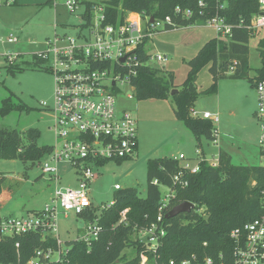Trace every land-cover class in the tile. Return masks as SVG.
Listing matches in <instances>:
<instances>
[{"label": "trees", "instance_id": "obj_1", "mask_svg": "<svg viewBox=\"0 0 264 264\" xmlns=\"http://www.w3.org/2000/svg\"><path fill=\"white\" fill-rule=\"evenodd\" d=\"M202 1L203 7L198 3ZM47 2H51L48 0ZM106 22L116 23L117 17L124 11L139 12L143 17L155 19L172 17L176 27L189 26L196 22L205 23L208 17L218 14L231 26L228 39L214 37L206 41L197 53L187 60V74L180 85L174 84L171 70L161 71L149 65L138 68L130 79L137 99L170 100L175 118L189 129L196 139L205 137L215 139L214 122L193 114L195 102L201 94L213 95L217 91L219 79H249V39L253 29L251 21L258 11V0H224L219 7V0H103ZM83 3L89 7L92 2ZM176 6L193 11L190 18L175 15ZM89 9V8H87ZM201 11V13H199ZM149 39L145 38L140 48V56L147 60ZM261 66L256 70V79L264 78V36L258 41ZM18 58V56L16 55ZM15 57V58H16ZM35 61L37 53L32 54ZM35 63V62H34ZM208 66L211 84L199 90L197 79L199 71ZM8 72L22 71L23 68L12 62L6 67ZM230 72L227 74V72ZM173 89L177 91L171 94ZM31 110L22 100L13 101L10 96L1 101L0 116L11 112H29ZM40 131L29 128L25 131L11 127H0V159H21L40 162L52 150V145H39ZM129 158V157H126ZM125 158L117 159L123 160ZM106 160L99 161L102 165ZM179 175L178 181L173 177ZM147 186L144 196L135 188L117 189L113 203L94 214L97 208L86 212V220L96 221L101 227L99 238L88 248L86 244L74 240L67 241L70 250L61 262L47 264H140L141 253H147L152 263L164 264L170 259H189L193 255L217 257L220 252L228 255L233 243L229 238L232 229L254 219L261 211L260 197L264 190V165H234L230 155L220 150L217 165L212 167L202 159L198 162V171L191 172L180 161L170 156L149 158L146 163ZM157 181L154 184L153 181ZM5 176L0 173V192ZM182 183H186L183 185ZM159 185L174 191L166 201L162 220L165 235L155 253L147 252L139 242L137 232L156 221L162 194ZM188 201L194 204L189 212L168 218L166 214L175 205ZM201 207L204 208L200 212ZM95 217V218H94ZM20 242L19 257L28 259L33 249L41 244L40 235L31 233L17 236L2 246L7 247V255L14 258L16 253L13 241ZM206 245H205V244ZM45 246L55 247V241L49 239ZM129 250L128 252H126ZM5 255V254H3ZM7 261V258H4Z\"/></svg>", "mask_w": 264, "mask_h": 264}, {"label": "built area", "instance_id": "obj_2", "mask_svg": "<svg viewBox=\"0 0 264 264\" xmlns=\"http://www.w3.org/2000/svg\"><path fill=\"white\" fill-rule=\"evenodd\" d=\"M219 1L222 8L224 0ZM91 2L87 7L82 0H65L64 4L70 12L81 9L79 16L82 23L76 36L54 33L47 40V49L36 52L39 59L35 61L36 66L48 71L54 83L51 106L45 101L40 104L52 115L56 140L41 168L43 173L50 175L55 188L50 200L34 213L0 218V264L63 261L70 246L59 238L58 221L60 214L67 217L71 212L85 223L72 240L82 242L89 248L98 240L101 227L95 220H86L84 214L93 208H97L94 214H98L113 203L112 200L101 206L93 204L90 184L97 177L93 167L101 160L130 158L136 152V120L129 111L116 107L117 90L123 84L133 87L131 77L139 67L148 65L149 60H167V56L159 52L154 55L149 53L148 59L143 60L140 48L145 38L150 40L155 33L173 25L172 17L167 15L155 19L143 17L139 12L124 11L117 17L116 23H108L104 13L105 4ZM198 6L203 7L204 3L199 1ZM174 13L184 18L193 15L191 9L180 6L175 7ZM150 18L153 20L150 21ZM204 24L214 28L219 39L230 36L231 26L218 14L208 17ZM251 28L253 33L264 29V0H258V11L253 15ZM15 41L12 34L7 37V42ZM8 57L12 63L16 55ZM252 83L256 95L254 118L259 128V152L264 157V78L256 79L254 76ZM127 96L132 97L131 94ZM193 114L218 122V115L208 111H193ZM197 154H200L199 150ZM176 159H184V155L179 154ZM60 162L70 165L75 174V185H58L61 177L56 164ZM198 162L192 168L188 164L182 166L194 173L198 171ZM208 163L215 167L217 160ZM178 179L179 175L173 177L175 182ZM153 183L157 184V181ZM114 189L121 187L115 184ZM173 194L174 191L169 189L167 199L161 202L156 221L137 232L138 240L147 252L155 253L165 235L163 210ZM260 203L262 211L254 219L230 231L229 238L233 243L230 254L220 252L217 257L206 256L201 260L193 255L189 259H170L164 264H264V190ZM34 232L40 235L41 244L33 249L28 259L22 261L19 257L20 242L16 240L12 243L16 256L4 257L8 252L3 243ZM49 239L55 241V247L45 246ZM3 257L8 260L4 261ZM139 257L140 264H156L150 262L147 253H141Z\"/></svg>", "mask_w": 264, "mask_h": 264}, {"label": "rangeland", "instance_id": "obj_3", "mask_svg": "<svg viewBox=\"0 0 264 264\" xmlns=\"http://www.w3.org/2000/svg\"><path fill=\"white\" fill-rule=\"evenodd\" d=\"M47 1L0 0V104L11 94L13 101L20 99L31 108L29 112H11L4 117L0 116V127H11L21 131L37 128L40 131L37 142L39 145H53L56 141L52 129V115L40 104L45 101L51 106L54 83L48 71L36 66L32 54L47 49V40L52 38L54 33L64 34L66 37L76 36L82 23L79 16L81 9L70 12L64 4L65 0ZM88 1L101 3L103 0ZM196 24L194 28L197 27L199 36L200 33L211 37L215 35L212 27L202 22ZM158 33L149 40L148 51L150 55L163 51L169 58L164 62L149 60L148 65L161 71L172 68L177 73V79L186 77L188 70L186 63L189 58L184 56L175 40H169L161 32ZM10 34L16 39L13 43L7 42ZM263 36L264 29L256 30L249 39L250 78L256 75V70L261 66L257 44ZM168 47L173 50H169ZM14 55L18 56L14 59L15 63L23 70L10 73L6 68L10 63L8 56ZM229 73L228 71L227 74ZM211 81L208 66H204L198 73L197 85L200 89H205ZM252 86L249 79L225 77L219 79L215 94H201L195 102V107L199 111L212 110V106H218L216 111L220 116V123L218 125L214 122L216 134L221 141L219 144L230 149L228 151L232 154L234 165L264 164V157L257 152L258 126L250 112L256 105ZM128 94L132 97L128 98ZM116 98V107L132 113L136 124L138 121L139 129L146 131V136L141 149L132 157L119 161L108 159L102 165L93 167L97 177L90 184V189L95 206L109 204L114 199L115 184L121 188H135L141 197L144 196L147 186L146 163L149 158L182 153L187 158L179 160L180 164H188L192 168L197 164L196 148L204 149L207 157H211V152L216 153L217 144L213 140L200 137V145H197L196 137L182 122L181 126L193 136V140L178 138V131L171 122L176 119L170 100L137 99L134 88L128 84L118 88ZM234 109L235 119L233 115H229ZM223 121L226 124L222 125ZM44 159L40 162L0 159V173L5 176L0 192V218L34 213L50 200L55 183L49 174L42 172ZM49 163L55 165L51 161ZM56 165L61 177L58 185H75V174L70 165L64 162ZM159 189L162 200H166L169 189L164 185H159ZM203 210L201 207L200 212ZM84 224L72 212L67 217L60 214L58 221L60 240L65 242L74 239Z\"/></svg>", "mask_w": 264, "mask_h": 264}, {"label": "crops", "instance_id": "obj_4", "mask_svg": "<svg viewBox=\"0 0 264 264\" xmlns=\"http://www.w3.org/2000/svg\"><path fill=\"white\" fill-rule=\"evenodd\" d=\"M196 25L197 24L194 23V24L189 25V26L176 27V28H173V29H170V30L161 31V33L164 34L165 36H167L169 40H175V42L178 43V46H180L181 50L185 54L184 56H187V58L190 59L192 56H194L197 53V51L200 49V47H202V45L206 41H208L209 39L214 38V37L217 36L216 31H215L214 28L213 29H214L215 35H212V37L211 36H208V35H205L203 33H200V36H199V34L197 33V27L194 28V26H196ZM194 29H196V30H194ZM171 33H174V34L172 35ZM158 34H160V32ZM169 50H173V49L172 48H169ZM148 53H149V51H148ZM159 53H162V54L166 55L167 56V59L169 58L168 57L169 55L167 53H165L163 51H160ZM167 70H171L173 72V75H174V84L175 85H180L182 83V81L185 79V76L183 78L181 77V79L180 78L177 79V77H176L177 73L172 68H169ZM167 70H165V71H167ZM186 74H187V71H186ZM198 89L199 90H203V89H200L199 87H198ZM254 95H255V91H254ZM213 100H211V101H213ZM255 101H256V95H255ZM219 103H220V101L218 100V105H219ZM255 107H256V105H255ZM255 107H254V109H252L250 111L253 117H254ZM211 108H212V110L211 109H204L203 111H199L195 107V105H194V108L193 109L195 111L199 112V113H202L204 111H208V112H210L213 115L214 114H217L218 115V122L217 123L219 125V123H220V116H219L218 112L216 111L218 109V106H212ZM235 112H236V110L234 109L233 111H231L229 113V115H233L234 116V119L236 118V113ZM173 116H174V114H173ZM137 119L139 120L138 117H137ZM174 119H176L175 116H174ZM253 121L256 124V126H258L255 118H254ZM171 122H172V125L174 126V128L177 129V131H178V133H177L178 134V138L180 140H188V141L193 140V138H192L193 136H190L191 134H189V132H187V130H185L181 126V124H180L181 122H179V120H177V119L176 120H171ZM222 123H223L222 125L226 124L225 121H223ZM234 125H235V123H234ZM258 130H259V128H258ZM137 132H138V141H137L138 143H137L136 151L138 153V151L141 149V147L143 145V141L145 139L144 137L146 136V131H144L142 129L141 130L139 129L138 121H137ZM196 141L198 143L197 145H200V140L199 139L198 140L196 139ZM213 141L215 142V144H217V151H216V153L211 152V157H207L206 151H204V149H202V148L199 147V148H196V150H195V153H196L195 160H197V162H198L199 159L203 158L207 162H213V161L217 160L218 152L220 150H224V151H226L230 155L231 162H232V154H231L230 151H228L230 149H228L227 147H223L221 144H219L221 141H219V138H218L217 134H215V139ZM197 150L200 151V154H197ZM257 152H259V149H258ZM176 154H178V153H176ZM176 154H172V155H170V157L176 158V157H178L179 154H182V153H179L178 155H176ZM164 156H169V155H164ZM158 157H160V156H158ZM185 158H187V157L184 156V159ZM191 159H193V158H191ZM181 160H183V159H181ZM182 165H184V164H182ZM248 165H253V164H248Z\"/></svg>", "mask_w": 264, "mask_h": 264}, {"label": "water", "instance_id": "obj_5", "mask_svg": "<svg viewBox=\"0 0 264 264\" xmlns=\"http://www.w3.org/2000/svg\"><path fill=\"white\" fill-rule=\"evenodd\" d=\"M153 18H150V21H152ZM177 91V89H173L171 94L175 93ZM194 208V204L188 201H184L181 202L175 206H173L168 213L166 214V216L168 218L174 217L180 213H184V212H189L190 210H192Z\"/></svg>", "mask_w": 264, "mask_h": 264}]
</instances>
